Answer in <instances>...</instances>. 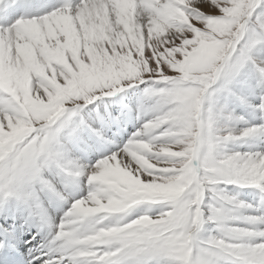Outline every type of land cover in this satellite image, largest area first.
<instances>
[{
    "label": "clouds",
    "instance_id": "1",
    "mask_svg": "<svg viewBox=\"0 0 264 264\" xmlns=\"http://www.w3.org/2000/svg\"><path fill=\"white\" fill-rule=\"evenodd\" d=\"M204 2L10 0L0 253L264 264V0Z\"/></svg>",
    "mask_w": 264,
    "mask_h": 264
},
{
    "label": "snow or ice",
    "instance_id": "2",
    "mask_svg": "<svg viewBox=\"0 0 264 264\" xmlns=\"http://www.w3.org/2000/svg\"><path fill=\"white\" fill-rule=\"evenodd\" d=\"M8 5L5 7L4 5ZM15 12L14 6L10 0H0V17L7 18ZM0 264H19L18 254L15 248H8L5 252L0 253Z\"/></svg>",
    "mask_w": 264,
    "mask_h": 264
},
{
    "label": "bare ground",
    "instance_id": "3",
    "mask_svg": "<svg viewBox=\"0 0 264 264\" xmlns=\"http://www.w3.org/2000/svg\"><path fill=\"white\" fill-rule=\"evenodd\" d=\"M196 7L201 8L203 11H212V9L209 8L208 4L205 3L204 0H201V3L197 4ZM69 19H70V17H69Z\"/></svg>",
    "mask_w": 264,
    "mask_h": 264
},
{
    "label": "rangeland",
    "instance_id": "4",
    "mask_svg": "<svg viewBox=\"0 0 264 264\" xmlns=\"http://www.w3.org/2000/svg\"><path fill=\"white\" fill-rule=\"evenodd\" d=\"M116 5H117V7H120L121 5H120V0L118 1V0H116ZM201 9V8H200ZM212 11H215L214 9H212Z\"/></svg>",
    "mask_w": 264,
    "mask_h": 264
}]
</instances>
